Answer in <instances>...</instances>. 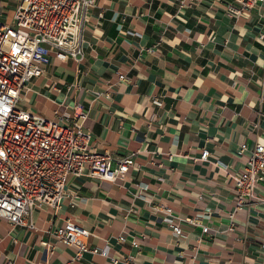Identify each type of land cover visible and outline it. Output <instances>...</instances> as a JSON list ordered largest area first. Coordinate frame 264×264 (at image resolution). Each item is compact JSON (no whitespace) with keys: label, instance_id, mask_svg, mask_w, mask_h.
I'll use <instances>...</instances> for the list:
<instances>
[{"label":"crops","instance_id":"crops-1","mask_svg":"<svg viewBox=\"0 0 264 264\" xmlns=\"http://www.w3.org/2000/svg\"><path fill=\"white\" fill-rule=\"evenodd\" d=\"M14 3L0 0L1 20ZM88 13L82 59L51 53L18 105L55 118L78 100L92 146L135 163L116 181L70 177L73 195L57 212L32 208L36 227L0 217V264H122L43 246L45 230L66 218L89 229L90 245L133 264H264V201L237 209L229 174L243 165L240 142L264 136V4L232 17L217 0H96ZM257 188L264 198V179ZM164 203L207 230L182 220L176 235Z\"/></svg>","mask_w":264,"mask_h":264},{"label":"built area","instance_id":"built-area-1","mask_svg":"<svg viewBox=\"0 0 264 264\" xmlns=\"http://www.w3.org/2000/svg\"><path fill=\"white\" fill-rule=\"evenodd\" d=\"M195 1L201 0H179V5ZM217 1H223L232 17H245L253 7L264 4V0ZM94 6L96 0H15L11 19H0V217L11 225L36 227L30 218L35 206L46 204L57 212L63 198L73 195L66 191L70 177L116 181L135 163L132 155L116 157L92 146V133L84 126L87 112L78 100L72 101L69 112L55 118L18 105L27 82L41 75L51 53L59 59H82V27ZM118 77L126 75L120 72ZM73 86L66 89L70 92ZM240 151L246 154L243 165L229 173L237 189V209L264 201L257 188L264 179V136L251 145L240 142ZM208 154L204 148L199 158L206 160ZM159 206L171 218L177 217L169 225L178 236L183 233L182 220L199 225L203 232L208 228L196 216L179 218L171 206ZM45 232L43 246L50 247L53 241L72 246L75 259L87 251L108 256L114 263L133 264L131 254L119 259L108 255L107 244L90 245L89 229L69 218ZM118 238L124 239L123 234ZM131 244H139L137 237Z\"/></svg>","mask_w":264,"mask_h":264}]
</instances>
